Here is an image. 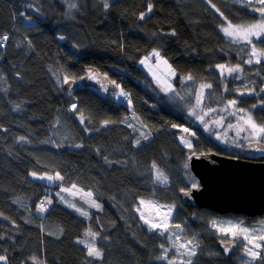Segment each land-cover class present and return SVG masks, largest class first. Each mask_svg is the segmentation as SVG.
<instances>
[{
  "label": "trees",
  "instance_id": "1",
  "mask_svg": "<svg viewBox=\"0 0 264 264\" xmlns=\"http://www.w3.org/2000/svg\"><path fill=\"white\" fill-rule=\"evenodd\" d=\"M94 1L76 0L77 8L69 11L65 0H0V38L9 37L0 46V256L7 257V264H32L33 256L42 264H166L157 257L161 244L168 247V233L149 231L136 211L142 199L175 207L171 224L181 225L183 240L199 244L192 264H245L238 250L231 257L221 253L217 243L222 238L211 221L232 216L253 222L264 215L221 214L181 200L180 192L191 188L188 178L193 177V184L196 180L185 167L189 156H234L221 152L175 103L184 105L182 80L190 74V85L211 84L210 94L236 99L238 108L264 124V64H244L245 45L232 43L221 31L227 21L252 23L259 14L238 0H108L107 10L103 1ZM26 19L34 25L27 26ZM153 50L177 73L171 96L157 92L139 66ZM218 64H239L241 78L221 76ZM92 69L119 85L117 91H124L130 106L113 98L117 91L81 85ZM65 76L76 83L72 91L64 89ZM244 85L255 94L240 96L236 90ZM72 104L76 111L70 110ZM76 115L83 118L82 128ZM59 119L66 120L81 147L54 142ZM133 124L151 133L138 148ZM192 127L194 152L179 139L187 135L182 129ZM153 163L167 176V184L153 178ZM32 172L59 173L64 179L51 186L33 180ZM73 184L91 192L90 199L102 210L83 202L89 198L79 197L80 191L75 196L65 192L89 213L86 218L56 196ZM48 197L53 204L38 215L37 207ZM89 229L99 233L96 243L103 259L88 257L77 243L89 239L84 235ZM250 264H264V254Z\"/></svg>",
  "mask_w": 264,
  "mask_h": 264
},
{
  "label": "snow or ice",
  "instance_id": "2",
  "mask_svg": "<svg viewBox=\"0 0 264 264\" xmlns=\"http://www.w3.org/2000/svg\"><path fill=\"white\" fill-rule=\"evenodd\" d=\"M211 2V0H209ZM241 3L247 8H249L252 12L259 14V19L255 20L252 23L246 24H233L231 21H227L226 26H221V31L223 32L224 36L228 37L232 43L234 44H244L245 49L247 51V59L243 61L246 65L252 64H264V0H240ZM65 3H68L69 11L72 9L77 8V4L73 2H69V0H65ZM103 5L105 10L110 7L108 0H103ZM215 8V5H212ZM153 10V5L151 3L147 6V12L151 13ZM217 12L223 17V13L220 12L219 9H216ZM145 13L140 14V19H145ZM227 20V18H224ZM175 35V32L172 33ZM9 39L8 35H3L0 38V45H3ZM60 39H64V37H60ZM256 41L260 42V46L257 45ZM31 42L29 41V44ZM152 58H155L158 63H163L169 69V75L175 76V71L171 68V65L168 64L167 60H164L161 56V53L158 50H153L148 56L144 57V59L140 60L141 64H148ZM217 70L219 71L221 76H229L233 77L234 79H239L240 74L243 73V68L237 65H228V64H218L216 65ZM234 74H236L234 76ZM194 78L192 75H188L185 77V81H191ZM64 82L68 83L69 78L67 76L64 77ZM115 83V82H113ZM119 87V85H116ZM211 84H204L201 83L199 85V92L196 96V105L201 106L204 102V95L206 89H211ZM244 90L237 89L236 91L240 96L244 95H253L255 94L256 90L254 88H248L247 85L243 86ZM164 91H174L172 85L170 83H166L163 87ZM261 92H264V88L260 89ZM123 94V93H122ZM238 101L236 99L229 100L225 107L220 111L226 112L229 115L236 118L237 123L235 125L229 123L228 129H236V136L240 137L241 133H245L243 139L249 142H255L256 144H261L264 142V124L257 123L256 120L253 118L250 111L244 108L237 107ZM264 104V101H262ZM256 107V105H253ZM77 106L72 104L71 111H76ZM231 109V111H230ZM201 111L204 115H207L211 112L217 111L216 109L209 108L207 112L201 108ZM190 115L196 116L201 123H204L203 115H197L195 109H193ZM225 117H220L219 120L214 121L215 123L223 126L222 122ZM81 123H83V118H81ZM105 126L108 124V121L104 122ZM131 126V125H130ZM173 127H177L173 125ZM207 127V125H206ZM183 132L188 133L189 129L184 128L182 129ZM190 135L195 136V133H190ZM144 139H148L146 134L142 133ZM20 140H25V137H20ZM216 139H220L219 136ZM182 143H184L189 149L193 148V145L189 140L182 139ZM227 143V141H225ZM81 145H76V147H80ZM135 146H140V140L137 139L135 142ZM236 147H243V145L239 144L238 142L234 144ZM258 151H264V147L258 148ZM188 165L186 164L185 167ZM152 168L155 169V180L161 184H167L168 178L167 176L158 168V166L153 163ZM32 176L41 179V180H63L64 177L61 176L59 173H56L54 176H38L35 172L31 173ZM193 187H198L197 184H194ZM76 191H73V190ZM61 191L68 192L71 195L75 196L77 191H82V189H78L77 185L73 184L70 188H62ZM86 197L89 199L86 201L90 207H94L98 210H102V206L98 204L95 200L90 199L92 197L91 192L84 193ZM185 195H190L189 192H185ZM47 204H51V201H47ZM139 205L151 208L154 210L155 215L149 217L146 216L145 213L141 210V207H137L136 211L140 214V219L143 220L144 224L148 225L149 231H156L159 235L164 236L165 233H168L166 239L171 241L170 247H165L164 244H161L160 247L163 250L161 255L157 257L158 260L165 261L166 264H192V257L196 255V249L199 247L198 242L194 243L193 239H189L187 241H182V238L179 234L170 232L172 227L183 232V228L180 224L172 225L171 221V213L173 211L174 206H165L160 205L153 202H146L144 200L139 201ZM69 207L74 208L75 211L79 212L81 216L86 218L89 217V213L83 211L81 208H77L74 204L69 203ZM48 209L45 207V202L41 201L40 206L38 207L37 211L43 213L46 212ZM2 215V214H0ZM211 225L213 228L216 229L217 232L221 234V236L226 237L227 240H221L222 244L230 243L234 240H239L244 243V255L250 257L251 260H256L261 258L260 251L264 249V221L261 222L260 228H249L243 224L242 221L233 222V221H217L212 220ZM85 237H88V240H77L78 244H83L85 249L87 250V256L92 257L93 259H103V252L97 246L96 240L99 238L98 232H93L91 229L84 233ZM175 237V239H173ZM249 245L251 247H249ZM225 252H230L231 248L225 246ZM170 252H175L176 256L172 257L169 256ZM32 264H42V261L38 257H31ZM0 262H4L7 264V257L0 256ZM245 264H250V261H246Z\"/></svg>",
  "mask_w": 264,
  "mask_h": 264
},
{
  "label": "water",
  "instance_id": "3",
  "mask_svg": "<svg viewBox=\"0 0 264 264\" xmlns=\"http://www.w3.org/2000/svg\"><path fill=\"white\" fill-rule=\"evenodd\" d=\"M81 85L107 92H116L118 87L96 69L86 73ZM76 87L74 81L64 86L66 91ZM264 142H250L240 157H228L215 153L192 154L187 159V168L198 179L200 186L180 192L183 202L195 208H205L221 214H237L248 217L264 215ZM189 192L190 195H185ZM221 253L231 257L237 253L234 241L217 243ZM225 246L231 248L225 252Z\"/></svg>",
  "mask_w": 264,
  "mask_h": 264
},
{
  "label": "rangeland",
  "instance_id": "4",
  "mask_svg": "<svg viewBox=\"0 0 264 264\" xmlns=\"http://www.w3.org/2000/svg\"><path fill=\"white\" fill-rule=\"evenodd\" d=\"M57 1L59 2L60 0H57ZM101 1H103V0H95L94 2L96 4V3H99ZM238 1L240 2V0H238ZM69 2L76 3V0H69ZM29 20H32V19H26L25 24ZM67 21H73V19H68ZM28 24L29 25H27V26H33L34 25L30 21H29ZM60 40H63V39H60ZM146 56H148V55H146ZM146 56H144V57H146ZM144 57L142 59H144ZM162 58L164 60H166L163 56H162ZM168 64L170 65L169 62H168ZM139 66L144 71H146V74L152 80L151 82H152V84H153V86H154V88L156 89L157 92H159L161 95H168L169 94L170 96L174 93L173 91H167L166 92V91L163 90V87H164V85L166 83H170L172 85V88L175 90L174 82H175V79L177 77V73L173 69L172 66H171V68L175 71V76L174 77L169 75V69L167 68V66H165L163 63H158L155 58H152V60L148 64H141L140 61H139ZM182 85H183V88H184V90H182V91L184 92V94L187 95V97L186 98H180V100H182L184 102V105L183 104L181 105L179 102L175 103L177 106L180 107V111L184 112L187 115L188 119L191 121V123L193 125L198 127L204 134L209 136L210 139H212L215 142V144L219 147L221 152H223L225 154L226 153L232 154L234 156V158L237 157L239 154H241L246 149L247 144L250 143V142L245 140V139H243V137L245 136V133H241L240 137H237L235 128L228 129L227 126H228L229 123H231L233 125H235L237 123L235 117L229 115L226 112L220 111L221 109H223L225 107V105L227 104L228 101L224 100L221 95L210 94V92L212 90V88H211V89H206L205 90L203 105L197 106L196 105V96H197V94L199 92V86L195 87L193 84L190 85V82L189 81H185V80H182ZM113 98H115L118 102H125L127 105L130 106V102H128L126 100L125 93H124V91L121 88H119L117 93H115L113 95ZM201 108H203L205 112H207V110L209 108L216 109L217 111H214V112H211V113H209L207 115H204V113L201 111ZM193 109H195V112H196L197 115H203L204 123H201L200 120H198L196 118V116L189 114ZM230 111H231V109H230ZM222 116L225 117V119L222 122L223 126H221V125H219V124L214 122V121L219 120L220 117H222ZM129 117H130V119H132L135 116L133 114H131ZM81 118L82 117L80 115H76V119H77V121L79 123V126L82 128L83 127V123H81ZM65 121H66L65 119H59L58 120V126H57L56 131H55L56 138H55L54 142L58 141V143H60V145H62V144H73L74 143L73 148H76V145H81L82 146V144L78 140L75 142V137L71 135L72 132L68 131V127H67V124H66ZM128 121L131 122V120H128ZM206 125H207V127H206ZM133 129L136 131V134L138 135V137L136 136V138L134 139V146H135V142H136L137 139L140 140V146H142L151 138V133L144 126L138 125V124H133ZM188 129H189V132L187 133V135H183V136L179 137L180 143L187 150H191V152H194V144L192 143V135H190V133H195L196 130H195L194 127H192V129L191 128H188ZM142 133L146 134L148 136V139H144L143 136H142ZM217 136H219L220 139H216ZM182 139L189 140L191 142V144L193 145V148L189 149L184 143H182ZM225 141H227V143H225ZM237 142L239 144L243 145V147L234 146V144L237 143ZM136 148H138V147H136ZM35 173L37 174V177L41 176V175H44V176H54L55 175V174H51V173H37V172H35ZM31 178L33 180H35V181L42 182V183H45V184H48V185H51V186H56V185L62 183L61 180H54V181H49V180H46V179L45 180H41V179H38V178H36V177H34L32 175H31ZM153 178L155 179V169H153ZM195 179L196 180H195L194 184H197L198 187H199L200 183H199V181H198V179L196 177H195ZM188 180H189V184L191 185V187H193V185H194L193 182H192V181H194L193 177L190 176L188 178ZM62 188H67V187H62ZM80 192H81V195L79 194V197L83 198L84 192L83 191H80ZM64 193H65L64 191L60 190L56 194V196L58 198H60L62 201H64L66 204L71 203V204H74L76 206L77 201L74 200L72 197L67 196ZM51 194L54 195L53 191L49 192V195H51ZM49 200L51 201V204H47V203L45 204V207H47V209H48V207L50 205L53 204V198L52 197H48L47 201H49ZM87 200L88 199H84L83 202H86ZM144 201H146V200H144ZM44 202H45V200H44ZM146 202H148V201H146ZM153 203H156V202H153ZM38 207H37V209H38ZM138 207H141V210L145 213L146 216L151 217V216L155 215V212H154L153 209L143 207V206L139 205V202H138ZM92 208H94V207H92ZM175 210L176 209L174 207L173 211L171 213V221L173 219ZM46 212L41 213V212L36 210V213L38 215H44ZM214 220H217V221H233V222L242 221L243 224L245 226L249 227V228H260L261 222L264 221V218L256 220V221H253V222H250V221H247V220H245V219H243L241 217L236 218V217H232V216H221V217H218V218H216ZM171 221H170V223H171ZM213 229L216 231L215 228H213ZM170 232H174V233L179 234V230L175 229V227H172L170 229ZM217 233L223 240H227V238L221 236V234L219 232H217ZM173 239H175V237H173ZM182 241H187V240H183L182 239ZM234 241L236 242V244L238 246V257L242 261H245V262L246 261L254 262L255 260H251L250 257H247V256L244 255V243H246V242H241L239 240H234ZM170 245H171V241H168V247H170ZM249 247H251V246L249 245ZM263 250L264 249L258 250V251H260L261 255L264 254ZM196 251H197V249H196ZM169 256L175 257L176 254H175V252H170Z\"/></svg>",
  "mask_w": 264,
  "mask_h": 264
},
{
  "label": "clouds",
  "instance_id": "5",
  "mask_svg": "<svg viewBox=\"0 0 264 264\" xmlns=\"http://www.w3.org/2000/svg\"><path fill=\"white\" fill-rule=\"evenodd\" d=\"M29 21H30V20H29ZM29 21H28V22H29ZM28 22H27V23H28ZM30 22L34 24V22H33V21H30ZM27 23H26V25H28ZM7 41H8V40H7ZM7 41H6V42H4V44H3V45H1V47H2V48H4V47L6 46V43H7Z\"/></svg>",
  "mask_w": 264,
  "mask_h": 264
},
{
  "label": "bare ground",
  "instance_id": "6",
  "mask_svg": "<svg viewBox=\"0 0 264 264\" xmlns=\"http://www.w3.org/2000/svg\"><path fill=\"white\" fill-rule=\"evenodd\" d=\"M28 23H29V22H28ZM28 23H27V24H28ZM28 25H29V24H28ZM69 82H72V80H69ZM69 82H68V83H69ZM66 84H67V83H65V85H66ZM65 85H64V86H65Z\"/></svg>",
  "mask_w": 264,
  "mask_h": 264
}]
</instances>
